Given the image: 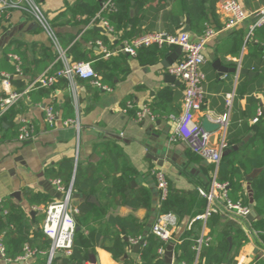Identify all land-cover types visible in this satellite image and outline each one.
I'll return each mask as SVG.
<instances>
[{"label":"crops","instance_id":"crops-1","mask_svg":"<svg viewBox=\"0 0 264 264\" xmlns=\"http://www.w3.org/2000/svg\"><path fill=\"white\" fill-rule=\"evenodd\" d=\"M95 1L101 7L102 0ZM81 2L82 0H44L41 8L50 20H55L54 27L59 37L67 36L80 40L84 32L93 29L109 38L114 46L109 50L110 57L114 59V64L110 68L112 85L107 87L108 91H103L92 86L90 81L77 79L78 110H75L73 104V118L65 119L72 123L67 126L63 124L65 121L61 118V104L63 97L65 95L71 97V94L69 89L62 87V83L56 84L58 89L51 98L33 103L28 96L12 106L4 114L5 116L3 115L2 130H0V204L6 201L10 207L23 210L33 221L32 230H40L43 219L38 218L43 216L44 206L31 207L25 195L27 192L43 195L50 200V203L60 200L63 194L53 185L55 179L49 175V172L57 170L63 161L73 162L74 165L78 146L76 167H80L83 171L94 169L92 179L98 181L84 190L72 189V205L77 207L87 203L105 209L104 219L99 224H90L94 229H103L108 217L113 216L136 220L143 225L146 235L156 219L159 204L155 189L156 173L164 174L172 191L184 192L191 199L198 188V180L206 181L213 176V173L208 171L210 166L208 163L197 157L193 158L184 143L172 140L173 124L170 116H179L182 112L183 84L181 81L179 85L165 82L164 76L168 74V68H165L162 62L171 54H175L176 58L172 60V64H175L182 57L181 51L178 47L168 46L169 50L157 59L145 57L143 54L145 49H141V52L136 53L135 56L121 57L120 55L123 54L116 53L121 45L118 39L129 32L131 26L122 29L118 36H113L112 31L107 32L99 23H95L97 16L90 18L89 15L80 13L78 4ZM195 2L196 0L186 2L189 14L192 13ZM221 2L217 3L215 12L207 10L208 21L205 28L211 27L216 34L205 47V62L201 66L204 76V98L200 110L195 114V122L201 126L205 119L214 123L228 113L226 97H232L226 133L222 135L219 130L211 133V144L214 146H218L222 140L225 142L229 132L237 133L244 123L253 126L257 122H254V119L257 118L258 111L264 115V80H257L258 73L253 70L254 66L249 55V46H252V49L261 48L257 46L253 35L249 37V29L256 19L252 13L262 8L264 3L260 0H252L253 9L244 10L249 17L235 27H227V17L219 9ZM136 4L147 12V15H144L145 26L142 29L154 33L162 32L166 24L165 11L155 15L152 12L165 2L136 0ZM130 9H132V13L129 10L132 17L133 7L131 6ZM186 19L189 20L190 30L187 34L192 41H196L198 36L192 34L188 16L184 18L179 33L184 29ZM95 27H101L105 32L100 33L94 30ZM92 47L95 53L102 52V48L97 43L95 46L90 43L85 44L82 46V51L90 55L87 51ZM15 50L16 53L23 55L27 63H33L44 52L53 51L47 37L35 22L18 11H12L7 17L0 18V96H6L14 91L9 80L7 86L2 84V74H5L3 68L8 63L14 65L11 56H15L13 54ZM99 61L101 60L93 63L98 65ZM216 62L219 66L215 65ZM218 67L226 70L220 72ZM243 69L254 74L251 77L241 75L239 71ZM20 79L28 80L27 77ZM245 85L253 90L239 91V87ZM162 90H168L163 100L158 98V93ZM128 101L133 103L136 110L142 107L154 108L155 114L151 113L153 118L138 121L135 116L123 110V104ZM50 103L56 104L57 109L52 127L48 126L45 120L44 110ZM254 104L257 105V112L252 117L250 113ZM168 111L170 112L167 113ZM261 115L257 119L261 118ZM75 122H78V133ZM19 125L29 127L31 131L29 140L17 141L16 127ZM252 135L251 131L244 140L247 142ZM124 170H133L136 176L125 191L109 194L113 181ZM248 182L249 180L243 187L250 205L253 192ZM139 187L152 191L149 207L132 210L122 205L118 196H126ZM250 222L248 219H238L223 214L213 231L214 239L217 233L227 232L230 227H238L247 237L248 242L238 251L234 264H264V244L261 245L259 233L252 230ZM191 223L187 215L179 219L170 242L173 245L171 262H166V250L161 253L163 264H176V246L188 235ZM202 229L200 235L202 232L210 234L207 227ZM101 238L102 236H98L97 240L100 241ZM133 245L132 243L131 247ZM131 247L126 253L127 258L136 259L137 253L131 251ZM91 251L87 250V253L90 254ZM94 251L95 255L85 264H121V261L114 260L108 252L99 247H95ZM34 260L33 256L9 261L0 254V264H33Z\"/></svg>","mask_w":264,"mask_h":264},{"label":"trees","instance_id":"trees-1","mask_svg":"<svg viewBox=\"0 0 264 264\" xmlns=\"http://www.w3.org/2000/svg\"><path fill=\"white\" fill-rule=\"evenodd\" d=\"M44 0H35L41 6ZM130 1L131 0H113V9L110 12L101 13L100 18L107 23L112 31L113 36H118L122 29H127L130 25V30L124 33L118 39L121 44L124 40L142 37L148 34H154L149 30H143L144 15H147L145 9L136 4L133 7V16H130ZM165 4L158 5L153 15L159 12L164 13L166 21L165 27L162 32L167 35H177L184 22L185 17L190 18L192 34L198 36L203 34L205 25H207V10L212 13L215 12L217 3L224 0H196L195 5L192 7V13L189 14L186 2L188 0H163ZM239 1V0H238ZM241 6L245 11L253 9L252 0H240ZM264 3V0H260ZM167 4V5H166ZM80 13L95 18L100 12V6L95 0H82L80 4ZM3 18V17H0ZM54 27L55 20H50ZM98 24L99 20H95ZM55 28V27H54ZM56 31V30H55ZM57 33V32H56ZM58 35V34H57ZM59 37V36H58ZM253 39L257 42L259 49H252L250 47L249 55L253 70L258 73L257 80H264V25L261 28L255 29L253 32ZM61 45L66 50L67 56L71 64L76 63H91V66L99 78L101 86L109 87L112 85V77L110 76V68L114 64V59L110 56L105 57V53L100 51L98 54L93 51V47L87 52L82 51V46L95 43H100L103 49L109 53L112 50V42L104 35H101L93 29L83 33L80 40H75L74 37H59ZM240 46V45H239ZM171 47V46H170ZM169 50L168 46L161 47L151 46L143 50L145 57L149 59H157ZM13 53L20 61L18 66L19 73L16 71V66L6 63L7 66L3 68L5 74L9 76V83L14 89L13 93H22L26 90L35 79L43 74H52L57 71L60 66L55 64V55L53 51L44 52L39 58L35 59L33 63H27L23 55ZM141 51L138 50L137 53ZM125 57V54L120 55ZM106 59H103V58ZM99 61L96 65L93 62ZM5 62V61H3ZM49 67V68H48ZM27 77L28 80L20 78ZM62 83L64 89H68V84L64 79H58L56 83L50 88H37L28 94L30 100L34 102H42L54 96L55 91L58 89L56 84ZM252 91V88L245 86L239 87V91ZM168 90H162L158 93V98L161 100L166 97ZM21 102V101H19ZM130 102V101H128ZM125 102L122 106L123 110L127 111L132 116L136 117V108H127ZM53 112L56 114V104L50 103ZM62 120L73 118V102L69 95H65L62 100ZM150 112L154 115L156 110L149 107ZM9 111V110H8ZM7 111V112H8ZM168 111L167 113H169ZM257 112V105L250 114L252 117ZM169 115V114H168ZM5 116V115H4ZM2 116L0 118V130H2ZM178 116V115H175ZM21 125L16 127V139L19 136V129ZM253 132L251 138L245 142L236 151L230 150L234 145L241 143L250 132ZM225 144L227 145V153L222 156L221 162L218 166L215 175V182L219 185L228 187L226 195L228 200L233 203H239L242 206L248 207V199L244 192V183L247 178H251L248 182L253 192V207L257 215V219L250 222L253 231L259 233L261 245L264 244V115L257 119L253 126L247 123L241 126L237 133H230L226 135ZM193 158L197 156L191 153ZM198 158V157H197ZM199 159V158H198ZM208 171L214 172V167L209 166ZM94 169H87L83 171L80 167L74 168L73 162L63 161L57 170L49 172L54 181H59L60 186L67 189L72 185V189L81 190L86 189L88 186L94 185L98 180H93ZM136 176L133 170H124L121 175L116 178L109 190V194L114 195L119 192L125 191L131 180ZM212 181L210 176L206 181L198 180V188L208 190ZM168 182V181H167ZM169 184V183H168ZM197 188V189H198ZM192 194V199L184 192L172 191L169 186V191L166 197L159 200L156 218L167 213H171L177 217L179 221L184 215H187L191 220V227L187 236H185L180 243L176 246L175 263L176 264H234V258L237 256L238 251L243 247L248 239L238 227H230L227 232L217 233L213 239V231L218 226L222 214L217 213L211 215L205 223L210 231L213 239V244L203 245L197 255L196 240L200 236L203 226L202 221L197 220V217L202 215L205 211L206 200L202 198L198 191ZM152 191L139 187L134 189L128 195L118 196L122 201V205L130 207L132 210L139 208L149 207L152 201ZM115 194V195H116ZM117 197V196H115ZM27 203L37 208L50 204V200L46 196L27 192L25 195ZM77 213L74 215L76 227L79 229L75 231L71 256L53 258L50 264H85V262L95 255V247H99L108 252L114 260L121 261V264H163L162 255L159 251L165 252L170 243L164 242L151 234V232L144 234L143 225L137 223L136 220L130 218L108 217L104 228L101 230L94 229L90 224H99L106 215L105 209L99 206H93L83 203L75 207ZM44 220V215L38 219ZM42 220V222H43ZM36 221V220H35ZM33 221L30 217L21 210L10 207L6 201L0 204V239L3 246V257L9 261L21 259L25 255V250L33 253L35 260L33 264H48V253L50 248V240L42 234L40 230H32ZM87 232V235H85ZM98 236H102L101 240H97ZM230 240V241H229ZM142 242V245L137 253V258H126L128 249L131 244ZM231 243V250L229 251V244ZM211 248V249H210ZM87 250H92L90 254ZM32 256V257H33ZM207 259V262L205 260Z\"/></svg>","mask_w":264,"mask_h":264},{"label":"built area","instance_id":"built-area-1","mask_svg":"<svg viewBox=\"0 0 264 264\" xmlns=\"http://www.w3.org/2000/svg\"><path fill=\"white\" fill-rule=\"evenodd\" d=\"M113 9V0H102L100 12L97 15L99 24L111 32V29L100 16L101 13L110 12ZM219 9L227 17L226 26L235 27L245 21L249 14H246L241 3L238 0H224L219 4ZM12 11L21 12L29 16L37 25V27L47 37L54 55L55 64H59L60 68L54 73L48 75L43 74L35 79L25 91L22 93H8L6 96H0V118L19 101H23L28 97V94L37 88H50L58 79H64L68 84V89L71 94L72 102L75 110H78L77 86L76 80L90 81L92 86L99 90L108 91V88L101 86L99 78L91 67L90 63H76L71 64L67 56L66 50L61 45L59 37L52 26L50 19L43 12L35 0H0V17H7ZM252 15L256 17L254 23L250 26L249 37L253 35L255 29L261 28L264 25V6ZM216 31L211 27H206L203 34L196 40L192 41L188 34L179 33L171 36L165 33L148 34L138 38L122 41L116 53L135 56L138 50L146 49L151 46L161 47L163 45L178 47L181 51V59L175 64H172L167 73L176 77L177 80L183 84V103L182 112L179 116H170V121L173 124L172 140L184 143L190 153L197 156L202 161L214 167L211 184L208 190L198 188V194L206 200L205 211L202 215L197 217V220L202 221L203 229L205 228L206 220L213 214H227L233 218L247 219L250 215V208L242 206L239 203H231L226 195V186L219 185L215 182V175L218 166L221 162L224 151L227 145L222 140L218 146L211 144V133L204 130V128L195 122V114L200 110L203 103L204 92L203 82L204 76L201 72V66L205 62V47L208 42L215 36ZM97 45L102 48L105 57L110 56L100 43ZM16 66V71L19 73L18 66L20 61L16 56H11ZM2 84L8 85L9 76L2 74ZM232 97H226V113L221 119L215 120L214 123L219 124V133L224 135L226 133L229 123V111L231 107ZM127 108H136L132 102L127 103ZM45 120L48 126L52 127L55 123V113L52 107H45ZM258 111L257 118L261 115ZM148 107L137 109L136 119L138 121L144 119H152ZM254 119V122L257 121ZM72 122L65 121V126ZM78 133V122L74 123ZM31 138V131L28 126L22 125L19 129L18 142H25ZM76 157L74 167L78 161V146L76 150ZM57 191L63 194L60 200L51 202L43 209L44 220L42 223V234L50 240V248L48 253V264L52 261L56 254L62 253L64 256H71L73 239L76 231V222L74 215L77 213L76 208L71 203L72 185L67 189L60 186L59 181H54ZM155 189L157 191L159 200L166 197L169 191V184L162 172L155 174ZM177 217L171 213L163 214L157 217L151 226L150 232L160 240L170 243L173 238V233L177 228ZM202 229V230H203ZM1 241V239H0ZM212 239L209 235L201 233L196 240L197 255L203 245H210ZM133 244H137L134 243ZM25 255L22 259H27L33 256L32 252L25 250ZM161 254L162 251H159ZM0 254L3 256V246L0 242Z\"/></svg>","mask_w":264,"mask_h":264},{"label":"water","instance_id":"water-1","mask_svg":"<svg viewBox=\"0 0 264 264\" xmlns=\"http://www.w3.org/2000/svg\"><path fill=\"white\" fill-rule=\"evenodd\" d=\"M101 1V0H100ZM130 5L133 6L134 5V0H131L130 1ZM130 12L132 13V9H130ZM185 27L184 29L181 31V33H189V27H188V24H189V20L186 19V22H185ZM94 30L100 32V33H104V29L101 28V27H95ZM176 57H175V54H171L169 57H167L163 62L162 64L164 65L165 68H169L173 61ZM216 66H219L218 63L216 62L215 63ZM220 72H223L225 71L226 69H223L221 67H218L217 68ZM241 75H246L248 77H251L254 73L249 71V70H246V69H243V70H240L239 71ZM164 80L165 82L167 83H172V84H176V85H179V80L176 79V77L174 76H171L169 74H166L164 76ZM202 127L204 128V130H206L207 132L209 133H212V132H215L219 129V124L218 123H210L207 119H205L203 122H202ZM246 141L243 140L241 143H238L236 145H234L230 150H233V151H236L239 147H241ZM227 152L223 153V156L226 154ZM201 178H203L202 176H200ZM247 180H251V178H247ZM132 186H134V183H132ZM228 189V187H226V190ZM249 208H250V215L247 217V219L249 221H254V219L256 218V213L254 211V207H253V204L251 203L249 205ZM31 215H33V213H31ZM76 230H78V228H76ZM230 241V240H229ZM142 245V242H138L137 244H134L132 247H131V251H133L134 253H138L140 247ZM172 253H173V245L170 244L167 248V252H166V262L167 263H170L171 261V257H172ZM60 257H64V255L62 253H58L55 255V258H60ZM127 258V255H124L123 259H126ZM226 264H229V262H227Z\"/></svg>","mask_w":264,"mask_h":264}]
</instances>
